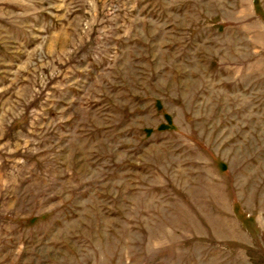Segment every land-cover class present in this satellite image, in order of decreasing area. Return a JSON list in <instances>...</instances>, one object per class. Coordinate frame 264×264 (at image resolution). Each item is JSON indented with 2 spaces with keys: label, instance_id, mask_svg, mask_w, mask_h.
<instances>
[{
  "label": "rangeland",
  "instance_id": "1",
  "mask_svg": "<svg viewBox=\"0 0 264 264\" xmlns=\"http://www.w3.org/2000/svg\"><path fill=\"white\" fill-rule=\"evenodd\" d=\"M0 264H264V0H0Z\"/></svg>",
  "mask_w": 264,
  "mask_h": 264
}]
</instances>
